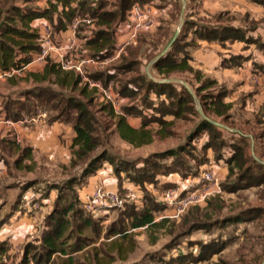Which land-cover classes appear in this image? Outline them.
<instances>
[{
  "label": "trees",
  "instance_id": "16d2710c",
  "mask_svg": "<svg viewBox=\"0 0 264 264\" xmlns=\"http://www.w3.org/2000/svg\"><path fill=\"white\" fill-rule=\"evenodd\" d=\"M151 1L153 0H98L94 5L95 0H48L49 6L43 10L31 8L24 10L12 7L8 19L10 24L4 26L1 34L0 67L2 71L11 67L21 69L31 63L34 55L41 51V46L37 42L39 34L30 27V23L39 18L49 19L56 32L66 30L77 16L95 18L96 29L93 30V36L87 41V47L93 57L103 58L105 52L114 46L116 32L127 19L131 9L135 5L143 7ZM252 1L264 5V0ZM226 16L227 13L216 14L213 22L215 25L186 19L180 35L170 49L153 65L154 70L162 78L169 79L175 74L192 75L197 82V87L194 88L196 97L200 100L207 118L202 117L196 110L195 98L187 87L184 85L178 87L174 83L150 79L142 71V60L138 59L140 58L139 52L132 54L131 58L124 56L122 65L117 67V73L126 76L134 73L124 82L115 81L119 95L135 99L132 104L122 107L123 116L116 115L111 105L98 98L94 91L80 86V78L74 72L62 70L52 60H48L43 74H30V76L34 77L35 82L55 84L61 90L67 91L66 95L57 92L50 86H40L27 91L24 101L10 100L5 104L6 120L18 122L23 119L22 113L31 114L38 107H45L48 112L56 111L58 113L56 116L50 115L52 120L70 122L76 132L72 144L70 168L72 170L79 168V174L49 186V190H58L57 199L46 219L45 230L38 240L39 245L28 244L24 248L23 260L31 257L36 264H51V259L58 255L68 256L72 260L71 255L85 250L94 242V239L84 234L86 230H93L96 237L100 236L98 222L94 221L84 209L85 203L80 199L78 186L82 187L88 177L96 175L103 169L105 161H109L113 165L115 163L107 150L95 154V151L102 145L98 128L101 118L112 121L124 141L139 147L153 141V133L146 130L149 126L157 124L160 127L161 130L157 131L156 135H171V128L174 124L172 121L174 120H167V117L188 119L189 115H199L200 121L188 137L189 143L198 141L196 139L204 133L209 135V141L201 144L202 150L205 152L211 150L214 153V161L228 165L229 176L237 178L235 183L225 182L222 184L221 187L224 191L235 193L239 189H249L252 186L264 184V164L251 156V139L242 133H232L219 127L211 120L213 116L226 120L230 117L232 105L224 100L227 92L223 90V87L219 88V82L216 79L208 77L201 70L194 69L191 64L193 61L191 49L199 46L198 40L217 41L223 44L227 41H238L246 43L247 46L255 45L257 49L264 51V41L249 33L257 30V22H251L250 26H235L228 22L229 20L223 22ZM54 20H56V24ZM16 21L20 26L16 24ZM248 60L249 58L241 55L233 56L230 59H224L222 66L224 68L238 67ZM117 73L108 75L105 79L104 76L100 78L104 79V84H108L113 79L117 80ZM133 84L136 89L130 91L129 85ZM215 89L218 90L215 92ZM96 100L101 103V106L94 110L93 104ZM126 116L141 118V127L133 128L127 122ZM253 140L257 143L260 140L259 136L254 134ZM30 151L31 149L23 150L20 159L30 158ZM185 151H187L186 147L180 145L177 148L154 154L144 161L145 166L144 164L137 166L138 174L126 173L128 181L145 190V185L147 183L155 184L160 175L182 174L183 179L197 178L202 165L207 163L208 159L193 168H188L182 163L183 160H180ZM114 168L119 180L118 176L124 170L120 165ZM28 185L30 187L31 184L28 183ZM118 186L121 189L122 182L120 180ZM144 197V202H146L142 208L138 210L131 207L129 209L127 225L111 226L106 237L115 235L116 232L126 235L129 229L158 228L166 223L167 220L162 223L156 222L155 215L165 211L167 206L151 194H144ZM212 202L214 200L209 199L205 205L203 204L204 206L192 207L184 224H194V222L200 221L199 214H202L200 211L205 208L212 209ZM219 210L220 208H217V211ZM255 213V210L247 211L224 220L230 225L245 223L257 219ZM6 223L5 218L1 219L0 227ZM8 248L6 241L0 242V264H3L2 261L7 256ZM37 248L40 250L36 251ZM174 248V246H169L168 249L171 251ZM34 250L35 252L31 253ZM30 253L32 256L29 255ZM186 257L187 255L183 254L176 259L174 256L167 257L156 253L151 255L148 262L138 264H176V262L185 264ZM218 264L227 263L222 261Z\"/></svg>",
  "mask_w": 264,
  "mask_h": 264
},
{
  "label": "rangeland",
  "instance_id": "374dc122",
  "mask_svg": "<svg viewBox=\"0 0 264 264\" xmlns=\"http://www.w3.org/2000/svg\"><path fill=\"white\" fill-rule=\"evenodd\" d=\"M26 1L27 0L23 3ZM33 1L34 0H30V2L26 3L30 6H34L38 2V0ZM44 1L45 0L40 1L42 5L45 3ZM214 1L222 7H227L229 4L227 3L229 0ZM251 2L255 3L253 1ZM258 5H261L263 8L253 7L251 10H248L247 13L244 12V15L236 11H227L226 13H228V15L224 17L223 22L225 23V21L227 22L229 20L228 22L231 21L235 26H250L251 22H257V30L252 32V34L256 37H260L261 40L264 41V5ZM198 8H201L200 5L199 7H194L190 3L186 12L184 11L182 14L180 7L179 9H177V7H172L167 10L168 17H161L163 6L154 5L153 8L152 5L147 6L144 13L148 17L153 19L155 18V23L159 22L162 27L159 28L158 26H154V23L140 33L138 39L136 40L137 43L128 47L126 57L131 58L132 54H137L139 51L145 53L143 56L140 53L142 71L147 75V71H149V78L155 81L170 82L176 84L178 87L180 85L187 87L195 98L196 110L203 117L202 114L205 115V113L201 102L198 97H196L194 91V88L197 87V82L192 75L175 74L167 79L162 78L159 75H153L150 70V60H152L155 56L154 52L152 53L151 51L155 47L157 50V46L154 47L153 44L155 43L154 40L160 41V38H163L164 34H166L164 37L165 42L170 35L173 38L175 32H177L179 28L181 32L183 28L182 19H189L192 14L198 18L197 22L201 23L200 20L205 17H203L204 15L201 11L198 12ZM151 9L156 13L150 14L149 12ZM219 12L223 11L219 10L216 13ZM129 16L131 15L129 14ZM202 21L206 23V20ZM157 27L160 30H158ZM180 32L177 37L180 35ZM129 38V34L123 35L120 43L128 41ZM195 49L196 48H193L191 51L196 52L195 54H197L198 57L200 56L201 61L199 62L195 60L193 61L194 64H192L195 67L199 66L200 70L204 74L212 79H216L219 82V88L223 87V90L227 92L224 99L225 102L232 105L230 117L227 120L213 116L211 118L212 122L232 133H242L251 139V156L256 161L264 164V53L255 50V46H253L248 52H246V54H252V56L250 55V58H252L251 62L247 61L243 67L238 69L225 70L221 69L218 63L219 55L222 56V54H225L221 51V47L213 45V47H204L203 49L200 48V50L196 49L197 51ZM122 62L123 58L119 65H122ZM254 64H258V66L256 65L255 67ZM22 74L23 73L21 72V75ZM21 75H15L19 76V79L16 82H22L20 77L24 75ZM132 75H134V73L128 74L127 76L119 73L116 81H119V83L124 82ZM23 80L26 81V77ZM38 84L50 86L63 95L67 94V91L61 90L53 83L43 82ZM129 86L131 88L130 91H135L136 88L134 84ZM25 87L33 88L35 85L26 83ZM217 90L218 89H215L214 91L216 92ZM121 97L124 99L123 106L130 105L133 103L132 101H135L134 98H130L128 96L126 97L122 94ZM152 97L155 98L154 95H152ZM100 104L101 103L96 100L93 104V109L97 110L100 108ZM42 109H46L48 111L45 107H39V110ZM200 109L203 112L202 114L199 111ZM49 113L51 116H56L58 114L56 111H49ZM168 119L174 120L172 121L174 124L171 128V135H156V132L161 129L157 124H153L146 129L147 131L153 133V141L149 144L138 147L124 141L117 132L116 126L112 121L101 118L98 128L102 139V145L95 151V154L97 155L103 150L110 152V157H112L115 163L113 165L111 162L105 161L104 165L112 168L116 179L117 176L115 174L114 167L117 165L122 166L124 172H121L118 176L120 182H122V187L118 190L125 201L122 205H109L106 211L104 210L105 212L102 217L99 219L93 218L94 221L98 222V231L100 230V236L96 237V233L93 232V230H86L84 234L87 237L94 239V242L89 247L71 255L73 258L72 260H70L68 256L64 255L53 257L51 259V264H138L148 262L151 255L156 253H161L167 257L174 256L175 258H179V255L186 254L187 262L184 261L185 264H218L222 261L227 264H264V184L261 186H252L249 189H239L235 193H227L221 187L222 193L210 198L214 200V202L211 203L213 204L212 209L207 210L205 208L201 210L200 212L202 214H199L201 220L194 222V224H184L188 215H190L192 208H190L182 216L176 218L173 216L170 208L167 207L166 210L170 214L169 216H167L164 211L156 213L155 215L156 222L162 223V221L167 220L161 227L129 229L126 235L116 232L115 235L106 237V234L111 226L117 225V227H119L122 226V224L127 225V221L129 219V209L134 207L139 210L142 207L137 205V202L143 201V206L145 205L146 201L144 202V194H151L157 199L158 196L160 197L168 190L178 189V185L175 183H164L165 176L162 175L157 177V182L155 184L147 183L145 185V190H143V187H137L128 181L126 173L138 174L139 168H137V166H143V164L145 166L144 161L156 153L183 145L186 147L187 151L181 155L180 160H183L182 163H184L186 167L193 168L201 162H206L208 159V162L202 165L201 168L203 169H201V172L210 170L211 168L214 169L215 173L220 177L221 185L225 184V182L235 183L237 181L236 176H229L228 165L222 162H215L214 153H212L211 150L206 152L202 150L201 144L209 141V135L207 133L198 137L196 139L198 141L189 143L188 137L195 126L199 123V115H189L188 119H176L175 117H169ZM135 129L138 128L135 127ZM254 134L259 136L260 140L257 143L253 140ZM0 161L3 163L2 165L5 168L3 176L0 177V184L4 181L5 177H9L14 179L13 182L16 184H14L15 187L22 185L20 188L21 195L13 204L12 208L10 207V204H12L14 198H17V194L15 193L14 195L13 192L14 196L9 195V200L0 194V208L5 204L9 205L6 206L7 209L4 207L1 209V214H8V210L11 211L10 214H13L14 211H21L22 213L25 212L26 200L23 196L26 194L28 195L29 192L30 195H37L38 193H41L44 199L46 197L51 199L49 198L51 191L49 190V186H51V184H55V182L53 183L48 178L44 179L45 175L43 172L41 173L42 177L40 176L37 180L26 181L29 177L28 173L21 171L18 172L15 169L18 167L15 161L13 162L12 160H7L5 158H0ZM216 164H218V167L215 166ZM78 171H80L79 168L73 170L70 168L67 172L61 171L60 174L56 173L53 177H55L57 181L62 182L66 181L73 175H78ZM179 176L182 178V174H179ZM87 180L84 183V186H86ZM119 180L117 179V183ZM23 181H25V183ZM28 183L32 184L30 185L32 186L30 189ZM127 183L130 184V186H127ZM42 186H45V188H42ZM78 187L79 189L81 188L80 186ZM109 191L116 192L117 189L109 188ZM51 207L48 208V214L51 211ZM217 208H220V210L217 211ZM253 210L256 212L254 215H257V219L255 220L247 221L245 223L240 222L236 225H230L225 222L226 218L235 217L239 213ZM48 214L44 217L45 224ZM9 216L10 215H5V222L8 221ZM163 216L167 217L163 218ZM1 229L2 228L0 227V231ZM28 244H34L33 246H36L37 244L39 245V243H36L34 239H31L23 246L14 248L13 253H7V256H5L6 259H10L13 264H17L18 259L20 261L24 258L22 252H24V248ZM169 246H174L175 248L170 251L171 248L168 249ZM39 250V248L36 249V251ZM34 252L35 250L31 253ZM31 253L29 255L32 256ZM2 262H4V260ZM176 264L179 263L176 262Z\"/></svg>",
  "mask_w": 264,
  "mask_h": 264
},
{
  "label": "crops",
  "instance_id": "0c3cea01",
  "mask_svg": "<svg viewBox=\"0 0 264 264\" xmlns=\"http://www.w3.org/2000/svg\"><path fill=\"white\" fill-rule=\"evenodd\" d=\"M25 0H0V39L2 34V29L6 24H10L8 21L10 17V9L12 7H18L22 8L24 10L26 9H39L43 10L48 8L49 3L48 0H45L42 5L40 2L41 0H38V2L34 6H30L26 2H30V0H27L25 3H23ZM35 1V0H34ZM33 1V2H34ZM252 0H229L227 3V7H222L220 4H217L214 0H153L150 3L143 6L145 9L147 6L152 5V8L154 5L157 6H163L162 10V16L168 17L167 10L171 9L172 7H177L182 11V14L184 11L189 7V4L191 3L194 7H200L198 8V12H202L204 15L202 20H206V23L210 25H215L214 22V16L219 13H226L227 11H236L240 14L244 15V12H248V10H251L253 7H259L263 8L261 5H258V3H252ZM142 7V6H141ZM258 9V8H256ZM223 11L216 13L217 11ZM225 11V12H224ZM193 12V11H192ZM204 12V13H203ZM156 13L151 9L149 12ZM216 13V14H215ZM245 13V14H246ZM228 15V13H227ZM160 18V17H159ZM208 19V20H207ZM183 20V26L185 24V20ZM189 20L198 21V18L195 17L194 14H192L189 17ZM200 20V22H204ZM157 21V20H156ZM56 24V20H54ZM230 23H232L230 21ZM16 24L19 25V22L16 21ZM154 26H158L161 28L162 26L159 24V22H156ZM153 26V27H154ZM245 26V25H244ZM30 27L32 30L36 31L38 34H42L43 30L48 27L52 30L53 34V42L55 43V46H63L67 44V42L71 39L72 35L70 31L68 30V27L64 31L56 32L54 30L53 23L47 19V18H39L35 19L30 23ZM157 27V28H158ZM156 28V29H157ZM158 28V30H160ZM96 27L90 28L87 26H83L81 30L79 31L76 41H77V49L74 52H67L64 50H59L55 48L52 53L49 60H52L54 63L58 62V59L61 58V55L65 58L67 61H71L74 63H78L83 58H90L93 57L92 52L87 47V41L93 36V30H95ZM152 31V30H151ZM154 31V30H153ZM150 32V31H149ZM180 32V31H179ZM250 35H253L252 32H249ZM178 30L175 32L173 38L172 36L166 40L165 42V35H163V38H160V41H155L154 47L152 49V53L154 52L155 56L152 58L150 63V70L153 75H158V73L154 70L153 65L158 61V59L164 55L171 47L173 42L176 40L178 35ZM260 34V33H259ZM190 36H192V33H190ZM254 36V35H253ZM256 37V36H255ZM122 36L116 32L114 46L111 47L108 51L105 52V55L103 58H100L99 60L102 61L98 65L93 66H86V69L88 70V75L90 78L95 80L104 81V79L109 75H114L117 73V67L119 66V63L122 61V58L124 56H127L128 47L126 48V51L120 56L119 59L114 58V49H116V46L121 42ZM133 43L132 45H135ZM199 46L196 47V49H203L204 47H213V45H216L217 47H221V51H223L225 54L219 55V66L221 69L230 70V69H238L240 67H243L246 62H244L241 66L233 67V68H224L222 66V61L224 59H230L233 56H244L249 58V62H251L252 58H250V55L252 54H246L251 47L255 45H249L247 46L246 43L243 42H232L227 41L226 43L221 42H209L204 40H198ZM131 46V45H130ZM193 49V48H192ZM195 49V50H196ZM236 50V51H235ZM255 50L263 52L262 50L257 49L255 46ZM197 51V50H196ZM220 51V50H219ZM139 53L142 54V56L145 54L143 52ZM193 61H201L200 56L198 57L196 52L191 51ZM222 53V52H221ZM141 54L139 60H141ZM221 56V57H220ZM34 58V57H33ZM192 63L194 64V62ZM191 63V64H192ZM47 63H34L30 64L27 69L22 71L18 75H21L22 82L18 83L16 82L19 78V76H14L12 78H0V120H6V110H5V104L9 102L10 100H25L26 98V92L34 89L36 87L43 86L42 84H38L39 82L34 81V77L30 76V74H43L44 68ZM193 66L194 69L200 70L199 66ZM258 64H254L256 67ZM260 65V64H259ZM202 69V68H201ZM63 70V69H62ZM65 71V70H64ZM2 72V68L0 67V73ZM66 72H72V71H66ZM73 73V72H72ZM148 77H150L149 71H147ZM76 74V73H75ZM121 74V73H120ZM77 75V74H76ZM96 76V77H95ZM104 76V79H101L100 77ZM117 76H119V73H117ZM26 77V81L23 80ZM111 81H116L115 79ZM155 81V80H154ZM158 81V80H157ZM110 82V81H109ZM108 82V83H109ZM158 82H164V81H158ZM26 83L34 84L35 87L33 88H26ZM80 86L86 87L83 84L80 83ZM87 88V87H86ZM88 89V88H87ZM89 90V89H88ZM120 101H121V108L124 107V99L119 95ZM123 111V109H122ZM124 113V112H123ZM23 114V119H28L27 123L20 122L15 124V127L10 128L4 123H0V158H5L7 160L15 161L18 165L17 168H15L18 172H26L28 173L29 177L26 181H35L40 176L42 177L41 173H44V179H50L53 183H58L60 181H57L55 177L56 173L60 174L61 171L67 172L68 169H70V162L72 158V144L73 139L76 136V132L74 130L73 124L70 122H64L61 120H52L50 113L47 110H39V107L32 112L31 114ZM32 118H35L36 122H31ZM167 117L166 119H168ZM127 122L133 127H137L139 129V126L141 127V118L138 117H131L126 116ZM31 149V157L27 159H20L21 153L23 150ZM3 163L0 161V167L4 166ZM218 167V164L215 165ZM213 167V166H212ZM211 168V167H210ZM5 169V168H4ZM203 169V168H202ZM214 170V169H210ZM50 175H49V174ZM8 175V173H7ZM6 175V176H7ZM32 175V176H30ZM52 176V177H51ZM197 178H189V179H182L180 178L179 174H174L170 176H165L164 183H175L178 185V188L186 189L190 188L194 185L195 180ZM13 178L5 177L4 181L0 184V194L3 195L7 200H9V195L17 194V198H14V201L12 204H10V207L12 208L13 204L18 199L19 195L21 194V186L15 187ZM97 180L101 181L103 185L106 187V189L109 190V188H116L118 189V183L117 179L114 176L113 170L111 167H106L104 165V168L101 169L96 175L88 177L86 186H82L79 190L80 199L83 203H85L86 199L88 198L90 191L92 189V183L96 182ZM25 183V181H23ZM18 183V182H17ZM51 183V182H50ZM23 184V183H22ZM16 185V184H15ZM32 185V184H31ZM127 186H130V184H126ZM32 186L29 187V189ZM42 188H45V186H42ZM13 195V196H14ZM29 194L24 195L23 198L25 199L27 196L29 197ZM33 195V194H32ZM51 195V197H50ZM50 195L48 199L47 197L44 199V216L42 218H39V216H34L32 214H28L27 211L21 212V211H14L13 214H10L11 211L8 210V214H1V209L6 206H9L8 204L3 205V207L0 208V219H3L5 215H10L9 219L6 224H4L1 228L0 233V242H7L8 243V253L11 254V252H14V248L21 247L27 242H29L31 239H35L36 243H38V240L41 238L43 231L45 229V221L44 217L48 214V208L51 207V211L53 209V205L57 199L58 196V190L52 189L50 191ZM12 196V199H13ZM6 200V202H7ZM52 200V201H51ZM51 201V202H50ZM26 208V205H25ZM7 209V208H6ZM50 211V213H51ZM167 215H170L167 210L164 211ZM49 213V214H50ZM48 214V216H49ZM47 216V217H48ZM145 228V227H143ZM141 229V228H140ZM1 258V256H0Z\"/></svg>",
  "mask_w": 264,
  "mask_h": 264
},
{
  "label": "built area",
  "instance_id": "2783aa9c",
  "mask_svg": "<svg viewBox=\"0 0 264 264\" xmlns=\"http://www.w3.org/2000/svg\"><path fill=\"white\" fill-rule=\"evenodd\" d=\"M97 1L98 0H95L93 4L96 5ZM144 12L145 9L143 7L135 5L129 13L131 16L128 15L127 19L118 28V34H120L121 36L129 34L130 38L128 41L119 43L116 46V49H114L115 59H119L120 56L126 51V48L136 42L140 33H142L149 26L155 23V18L153 19L151 17H148ZM83 26L94 28L95 18H84L81 16H77L76 18H74L68 27V30L70 31L72 37L67 42V44L63 46H55V43L53 42L52 30L46 27L43 30L42 34H39V39L37 40V42L41 46V51L38 54L34 55L32 62L21 69L11 67L7 70H4L0 73V78H12L27 69L30 64L47 63L49 58L51 57L52 51L55 48L67 52L76 51V38ZM100 62L102 61H100L98 58L90 57L83 58L80 62L74 63L65 60L63 55H61V58L58 59L57 64L61 67V69L65 71H72L76 73L80 78L81 84L86 86L89 90L94 91L98 98L108 102L116 115L123 116L124 113L121 108V101L119 98V94L117 93V84L114 81H110L108 84H104L102 81L92 79L88 75L86 66L98 65ZM23 121L24 123H27L28 119L26 118L20 122ZM30 121L36 122L37 120L35 118H32V120ZM0 123H4L8 127L13 128L18 122H13L11 120H0ZM3 174L4 168L0 167V177L3 176ZM221 193L222 188L219 175L216 174L214 170H206L201 172L192 187L186 189L178 188L168 190L164 192L160 197L158 196L157 200L169 207L173 213V216L177 218L186 213L190 208L195 206H202L211 197ZM25 200L26 211L28 212V214L39 216V218H42L44 216L45 202L41 193H38L37 195H29V197L27 196ZM124 201L125 199L121 196L120 191H109L101 181L97 180L96 182L92 183V189L85 201L84 208L92 218L99 219L100 217H102L109 205H122ZM137 205L143 207V201L137 202ZM167 216H163V218H166ZM22 254L24 255V252H22ZM23 259L24 258H22L20 261L18 259L17 264H36L31 257L27 258L26 260ZM3 260V264H13L12 260H8L6 259V257H4Z\"/></svg>",
  "mask_w": 264,
  "mask_h": 264
},
{
  "label": "water",
  "instance_id": "95a60500",
  "mask_svg": "<svg viewBox=\"0 0 264 264\" xmlns=\"http://www.w3.org/2000/svg\"><path fill=\"white\" fill-rule=\"evenodd\" d=\"M179 31H180V28L178 29V33H179ZM199 111H200L201 114L203 113L201 109ZM202 115H203V117H205L204 114H202Z\"/></svg>",
  "mask_w": 264,
  "mask_h": 264
}]
</instances>
